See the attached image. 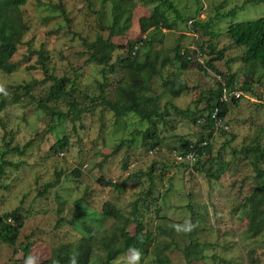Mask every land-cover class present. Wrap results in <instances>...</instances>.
<instances>
[{
  "label": "rangeland",
  "instance_id": "obj_1",
  "mask_svg": "<svg viewBox=\"0 0 264 264\" xmlns=\"http://www.w3.org/2000/svg\"><path fill=\"white\" fill-rule=\"evenodd\" d=\"M150 1L132 0L134 6L128 30L123 36L112 39L118 50L110 62L114 64L113 73L104 74L109 99L115 82L123 75L121 59L127 56L128 42L144 37L140 34L138 20L149 18L154 5L161 2L156 0L153 4ZM247 1L172 0L183 21H179L172 11L166 12L167 22L173 28L157 32L150 30L146 34L150 45L140 44L139 60H143L145 53L149 58L157 56L158 66L164 56L172 57V50L177 45L189 50L203 45L204 56L201 59L206 61L209 59L206 46L211 45L223 56L214 66L222 74L233 73L239 88L245 80V70L239 60L242 49L232 46L226 28L231 23L264 17V4ZM234 6L241 9L234 16L224 17ZM59 7L66 14H61ZM108 10L109 4L102 9L99 0H26L21 11L28 25L27 32L11 59L16 69L12 74L0 77V88L30 80L42 81L44 73L37 64L40 52L46 56V65L52 75H77L81 95L97 94L96 82L104 76L100 74L101 67L87 63L81 41L94 40L100 31L98 12L102 11L103 23L109 25ZM65 18H68V23ZM194 22L200 25L194 26ZM201 24H209V28L204 29ZM226 61H230L228 66ZM177 68V63L166 65L151 81L152 89L161 94L160 108L170 98L166 87L173 85L177 88L184 81L189 90L173 99V104L180 109L201 110L208 91L216 88L218 75L213 71H200L195 65L176 74ZM249 81L252 82L251 91L244 93L247 96L238 106H230L229 115L218 124L219 130L213 134L212 155L219 152L226 161L231 160V155L222 146L230 134L235 136L231 146L239 149L249 144L258 135L259 129L264 128V80L261 84H254L252 79ZM50 84L46 81L34 87V99L25 98L23 103L9 106L0 114V155L7 147L20 149L30 143L22 155L8 154L4 158L19 165H6L4 175L0 177V216L18 209L23 226L16 252L12 246L0 243V264H13L22 258L18 248L20 243L30 242L31 248L29 258L19 264H41L50 256L55 245L77 240L80 235L69 226L56 227L59 218L69 219L77 200L82 199L90 210L97 213L107 202L129 211V206L148 189L147 173L152 164L150 178L157 201L155 207H150L152 211L145 223L159 241H174L179 247L175 245L165 253L169 260L167 264H187L181 249L191 244H198L202 250L197 255L199 260L191 264H264V233L253 239L245 237L243 233L250 217L243 211H234L254 189L253 171L246 161L234 159L219 181L209 183L203 174L195 173L189 165L181 166L172 157L173 148L179 147L180 137L192 141L197 139L199 127L193 126L188 118L177 116L170 110L167 124L158 125L164 138L162 145L155 151H149L139 144V134L145 125L133 116L127 118L124 124L115 120L111 112L98 106L93 113H86L80 120L72 121L67 115L65 102L48 105L49 110L64 115L60 119L59 116L52 117L48 109L38 108L37 100L44 96ZM63 136L69 139V146L58 151L53 146ZM122 140L124 145L112 154ZM126 156L128 164L131 163L129 168L134 166L129 171L137 174L138 178H126L129 174L127 169H123ZM75 169L79 170L80 177L72 174ZM57 176L59 183L45 190V186L52 184ZM99 180L123 184V190L118 192L105 187ZM153 209L157 218L161 216L165 219L157 220ZM159 228L174 233L167 235ZM191 228L193 234L188 235L187 230ZM127 231L133 234L134 225L129 226ZM251 250L253 253L250 255ZM152 252L150 247L149 254L142 260L133 254H126L114 264H157Z\"/></svg>",
  "mask_w": 264,
  "mask_h": 264
},
{
  "label": "trees",
  "instance_id": "obj_2",
  "mask_svg": "<svg viewBox=\"0 0 264 264\" xmlns=\"http://www.w3.org/2000/svg\"><path fill=\"white\" fill-rule=\"evenodd\" d=\"M101 8L108 3V18L109 25L103 23L102 11L99 14V32L94 40L87 42L82 39V45L85 48L87 63L96 64L101 67L100 74L104 76L107 73H113L114 64H111L112 56L118 46L112 41L114 37L123 36L130 26L132 18V10L134 3L132 0H99ZM156 3V0H151L149 3ZM249 2V0L247 1ZM254 2L264 4V0H255ZM26 4V0H0V77L2 75L12 74L16 69V64L11 62V59L17 51V46L21 44L24 34L27 32V22L23 18L21 7ZM244 3L241 5L243 7ZM60 8L61 14H66L63 8ZM241 8L234 6L231 10L225 13L224 17L234 16ZM172 11L176 14L179 21H183V17L179 15L177 7L172 0H161L159 4L154 5L149 18L141 17L138 20L139 31L143 38L128 42L127 56L121 59L122 77L118 79L112 90L111 99L108 98L106 92L107 78L104 76L102 80L96 82L99 90L97 94L88 96L81 95L78 90L77 75L75 77H56L49 72L46 65V56L39 52L37 64L44 73L42 81L30 80L22 84L8 85L0 88V114L9 106L23 103V99L32 98L34 87L41 86L46 81L50 82L48 91L43 97L37 100L38 108L48 109L49 104H57L65 102L68 106V117L72 121L80 120L86 113H93L100 106L104 111H109L115 117V120L126 124L127 118L135 117L141 125H145L143 131H140L139 144L149 151L157 150L164 141L161 137V130H158V125L167 124V118L170 116L169 111L172 110L177 116L188 118L193 126L199 127L197 139L195 141L185 140L180 137L179 147L173 148V152L177 151L181 154L187 152H197V160L191 166L192 171L205 176L209 183L217 182L230 169L233 160L242 159L253 171L252 180L254 189L250 194L242 199L234 211H243L250 217V221L246 225L243 235L249 239L256 238L264 233V128L259 129L258 135L247 145H242L239 149H235L231 144L235 140L233 134L229 135V139L222 146L223 149L229 151L231 160L226 161L221 158L219 152L215 156L211 152V142L213 134L219 129L215 128L216 123H222L223 119L229 115L230 106H238L240 101L251 91L252 79L254 84H261L264 80V17L251 20L231 23L226 28L227 38L230 40L233 47L242 49V54L239 58L244 70L245 80L242 85L236 87V78L233 73L222 74L218 72L214 63L223 59L222 53L216 51V48L208 45L209 59L199 62L204 56L203 45L193 47V49H182L180 46H175L172 50V57L164 56L158 62L157 56L149 58L147 53L143 60H139L140 44L149 46L150 42L147 39L151 31H159L160 29L171 30L173 26L169 24L165 13ZM68 23V18H65ZM190 20H187V22ZM194 26H199L200 23L194 22ZM204 29L209 28V24H201ZM106 35V36H105ZM151 48V46H150ZM119 61V60H118ZM174 63L178 64L176 74H181L188 70L189 67L195 65L200 71H213L220 76L221 82L229 90L241 92L238 99L232 98L228 102H220L221 82H216V88L208 91L204 97V106L201 110L193 111L189 107L180 109L173 104V99H177L183 92L189 90L186 83L183 81L177 88L173 85L166 87L170 98L165 102L162 108L159 105L161 94H157L151 86L152 79L161 73V70L166 65ZM230 61H226L228 66ZM255 79V80H253ZM180 80H177L179 82ZM76 94H79L76 95ZM81 99V101H77ZM248 100L250 98L248 97ZM198 101V100H197ZM195 101V105L196 102ZM217 108L216 118H212V112ZM49 114L53 117L59 116V119L64 115L59 112L49 110ZM124 120V121H122ZM220 124V128H221ZM51 128H49L50 130ZM53 129L50 131V133ZM223 132L222 129H220ZM262 132V133H261ZM260 133V134H259ZM202 142H206L205 146H200ZM7 145V144H5ZM30 143L25 144L22 148L13 147L7 149L0 155V177L4 175V167H17L19 164H13L4 160L8 154L22 155L23 151L29 147ZM124 145V141L115 147L112 154L117 153L120 147ZM69 146V139L63 136L55 142L54 149L63 151ZM151 153V152H150ZM107 157V156H105ZM100 164V163H99ZM185 166V163H180ZM128 158L125 157L123 169L132 171L129 168ZM154 164L149 168L147 173L149 177L148 189L143 196H140L129 206V211L125 212L110 202L102 205L101 212L97 213L90 210L87 203L82 199L77 200L73 204V211L69 219L59 218L56 227L69 226L77 232L80 237L67 243H60L51 249L50 256L41 264H114L115 261L126 254H133L142 260L149 254L150 247L153 248L155 261L157 264H167L168 256L165 254L176 245L174 241L162 242L154 237L153 233L146 227V217L152 211L151 206L155 207L157 198L153 192V181L150 178V173ZM127 171V172H128ZM129 171L127 179L138 178V175ZM72 174L80 177L79 170L75 169ZM59 176L52 184L45 186V190L59 183ZM99 183L105 187L113 188L121 192L123 184L117 185L111 181L105 182L99 180ZM155 217L157 220L165 218L158 216L155 209ZM203 218V216H199ZM108 224V225H106ZM134 225L133 234L128 233L127 228ZM23 226V221L18 209L0 216V243L12 246L16 249V244L19 238L20 229ZM159 230L169 235L172 230L167 232L161 228ZM185 232V228H183ZM188 235L193 234V229L187 230ZM157 240V241H156ZM177 246V245H176ZM19 252H22V258L15 260L13 264H19L20 261L29 258L31 243L26 242L24 245L19 244ZM177 248H179L177 246ZM184 259L187 264L199 260L197 255L201 254V248L198 244H191L181 249ZM16 252V250H15ZM253 251H250V255ZM252 261V259H251Z\"/></svg>",
  "mask_w": 264,
  "mask_h": 264
},
{
  "label": "built area",
  "instance_id": "obj_3",
  "mask_svg": "<svg viewBox=\"0 0 264 264\" xmlns=\"http://www.w3.org/2000/svg\"><path fill=\"white\" fill-rule=\"evenodd\" d=\"M197 58L199 60V62H202V59H200L199 55L197 54ZM217 80L221 82V78L220 76H217ZM221 95H220V102H228L230 101L232 98L234 99H238L241 96V92L235 91V90H229L225 87L224 83L221 82ZM217 108L214 109V111L212 112V118H216V113H217ZM215 128L217 129L218 127V123H216ZM206 142H202L200 146H205ZM172 157L174 158V160L177 163H185L188 165H191L193 163H195L196 158H197V152L193 151V152H187L184 154L178 153V152H173Z\"/></svg>",
  "mask_w": 264,
  "mask_h": 264
},
{
  "label": "clouds",
  "instance_id": "obj_4",
  "mask_svg": "<svg viewBox=\"0 0 264 264\" xmlns=\"http://www.w3.org/2000/svg\"><path fill=\"white\" fill-rule=\"evenodd\" d=\"M174 152H177V151H174ZM179 153V152H178ZM197 156H198V154H197ZM196 160H197V158H196ZM196 162V161H195ZM177 163V162H176ZM178 164H180V163H178ZM194 164V163H193ZM193 164H191V165H189L190 167L193 165ZM186 165H188V164H186Z\"/></svg>",
  "mask_w": 264,
  "mask_h": 264
}]
</instances>
